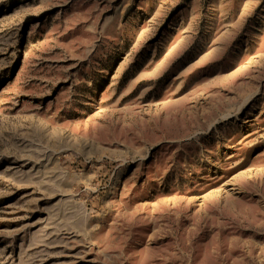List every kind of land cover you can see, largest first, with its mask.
<instances>
[{"label": "rangeland", "instance_id": "374dc122", "mask_svg": "<svg viewBox=\"0 0 264 264\" xmlns=\"http://www.w3.org/2000/svg\"><path fill=\"white\" fill-rule=\"evenodd\" d=\"M0 264H264V0H0Z\"/></svg>", "mask_w": 264, "mask_h": 264}]
</instances>
